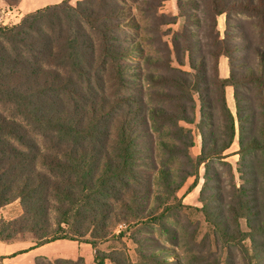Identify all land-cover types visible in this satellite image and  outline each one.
Wrapping results in <instances>:
<instances>
[{"label":"rangeland","instance_id":"rangeland-1","mask_svg":"<svg viewBox=\"0 0 264 264\" xmlns=\"http://www.w3.org/2000/svg\"><path fill=\"white\" fill-rule=\"evenodd\" d=\"M118 1L125 16L116 39L131 46L118 64H125L128 89L135 90L148 109L138 133V167L150 162L157 169L167 168L180 186L157 184L158 173L145 168L156 181L151 185L143 181L147 192L138 202L151 213L150 219L119 223L104 240L94 231V237L86 236L95 243L94 249L73 241L83 247L82 256L74 247V254L62 252L58 258L82 257L94 264L96 251L111 257L104 264H264V0H223L228 10L215 17V26L222 47L229 50L225 56L215 54L210 0ZM40 2L41 7L48 4ZM37 8L32 6L29 12ZM7 10L12 8L0 0V25L17 23L13 13L4 15ZM228 115L234 138L222 151ZM178 129L191 137L187 147L191 163L184 156L186 144ZM205 140L208 157L195 166V175L182 181L195 169L192 163L200 157ZM166 143L179 153L168 152ZM21 212L16 200L0 208V219L11 220ZM10 242L14 252L5 259L14 261H24L25 249L35 246L28 233Z\"/></svg>","mask_w":264,"mask_h":264},{"label":"trees","instance_id":"trees-1","mask_svg":"<svg viewBox=\"0 0 264 264\" xmlns=\"http://www.w3.org/2000/svg\"><path fill=\"white\" fill-rule=\"evenodd\" d=\"M1 1L14 8L21 0ZM70 1L45 5L15 24L0 25V208L17 200L22 211L14 219H0V242L28 233L35 247L70 240L94 249L95 243L86 239L94 231L104 240L119 223L150 219L151 213L138 202L147 192L143 181L151 185L157 180L167 188L175 184L167 168L157 169L150 162L138 167V133L148 109L128 89L125 64H118L131 48L121 37L116 39L123 7L118 0ZM210 6L215 54L225 56L229 50L222 47L215 17L228 9L223 0H210ZM248 75L261 81L252 71ZM228 116L222 151L234 138ZM178 130L183 131L184 156L191 163V137ZM205 145L206 140L193 169L208 157ZM169 147L166 143L168 152L179 153ZM145 168L158 173L155 181ZM196 168L186 171L182 181L195 175ZM5 258L0 256V264H7ZM106 258L111 259L95 251L94 264H104ZM33 264L87 263L82 257L37 256Z\"/></svg>","mask_w":264,"mask_h":264},{"label":"crops","instance_id":"crops-1","mask_svg":"<svg viewBox=\"0 0 264 264\" xmlns=\"http://www.w3.org/2000/svg\"><path fill=\"white\" fill-rule=\"evenodd\" d=\"M40 1L41 0H21L20 3L15 8H12V11L7 10V12H4V15L7 16L8 14L13 13V17L17 16L16 22H18V20L23 15V13H28L30 11L29 9L32 6H37V7L39 6V8H41V6L38 5V3ZM46 1L48 2V4H55V3L60 2L61 0H46ZM43 6H45V5H43ZM21 11H22V13H21ZM1 18H3V16H1ZM1 18H0V22H1ZM0 24H2V23H0ZM3 24H5V23H3ZM67 242H70L71 244H69ZM72 242L73 241H68V240H56L54 242L44 244V245L38 246V247H35V246L27 247L25 249L26 251L23 253V255L25 256L24 261H16V260L14 261V260H12V258L11 259L7 258L5 260L7 261L8 264H31L33 262L34 258L37 256H44V257L49 258V259L50 258L55 259V258L60 257L61 256L60 253H62V252H64L65 254H74L75 251L79 252L81 254L80 256H82L83 247L81 249L79 246L77 247V245H74ZM12 244H14V243H12V242H7V243L6 242H0V255L8 256L12 252H14L15 247H13ZM66 247L71 248L70 252H68L65 249ZM74 247H75V251H72Z\"/></svg>","mask_w":264,"mask_h":264},{"label":"bare ground","instance_id":"bare-ground-1","mask_svg":"<svg viewBox=\"0 0 264 264\" xmlns=\"http://www.w3.org/2000/svg\"><path fill=\"white\" fill-rule=\"evenodd\" d=\"M41 3V2H40Z\"/></svg>","mask_w":264,"mask_h":264}]
</instances>
